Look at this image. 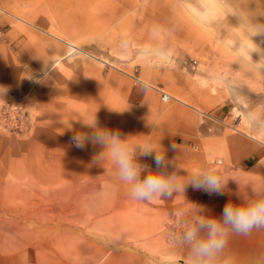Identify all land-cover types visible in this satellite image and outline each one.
<instances>
[{"label":"rangeland","instance_id":"obj_1","mask_svg":"<svg viewBox=\"0 0 264 264\" xmlns=\"http://www.w3.org/2000/svg\"><path fill=\"white\" fill-rule=\"evenodd\" d=\"M233 11L264 25V0H0V264H187L173 244L176 213L222 218L227 203L242 202L240 187L264 181V156L231 166L210 143L202 157L175 140L178 116L190 118L181 108L212 127L205 113L236 102L214 75L246 97L264 91V33L248 38ZM235 40L255 48L251 72ZM161 91L191 103L164 102ZM94 116L131 144L150 135L186 170L218 168L222 193L189 184L172 199L133 200L112 162L98 160L103 147L73 140L91 134L82 119ZM137 160L156 170L151 157ZM216 264H264V237L230 236Z\"/></svg>","mask_w":264,"mask_h":264},{"label":"clouds","instance_id":"obj_2","mask_svg":"<svg viewBox=\"0 0 264 264\" xmlns=\"http://www.w3.org/2000/svg\"><path fill=\"white\" fill-rule=\"evenodd\" d=\"M231 14L240 18V26L248 38L264 33V25H253L246 16L235 11ZM236 41H239V46L234 48ZM131 46L128 37L122 38L120 44L122 50L127 51ZM231 47L244 61L241 64L242 70L251 72V68H245L246 57L250 56V52L255 48L249 49L241 40H235ZM260 68H264V65ZM211 83L229 89L235 100H245L242 116L246 125L253 133L264 134V102L253 104L239 91L240 86L225 75H214ZM82 122L93 131L91 134L77 133L73 137L76 146L83 148L86 142L101 145L103 151L99 154L98 160L107 159L112 162L115 178L128 186L133 200L154 202L159 198L172 199L174 193L184 192L185 186L189 184L209 193H222L227 183L220 170L214 166H203L189 171L178 166L176 161H169L165 149L160 151L152 143L150 135L143 143L131 144L128 139H122L119 132H110L99 127L95 116L91 120L82 119ZM252 139H256V136L253 135ZM172 147L176 148V145ZM138 156L151 157L156 170L153 171L147 164L139 163ZM169 164H175L177 169L186 170L187 175L180 176L176 171L169 173L167 171ZM144 173L146 175H142ZM247 187L251 188V195L245 191ZM238 197L242 202L239 205L227 203L222 218L205 216L201 209L192 214L176 213L178 219L175 228L178 231L173 233V244L187 250V264H216L230 236L247 237L254 231L264 230V181L245 185L243 190L240 187Z\"/></svg>","mask_w":264,"mask_h":264},{"label":"crops","instance_id":"obj_3","mask_svg":"<svg viewBox=\"0 0 264 264\" xmlns=\"http://www.w3.org/2000/svg\"><path fill=\"white\" fill-rule=\"evenodd\" d=\"M116 12L119 11L116 10ZM173 98L191 103L186 96ZM247 98L253 104L264 102V91L261 95H251ZM232 102L227 101L217 109L205 113L206 118L215 122L212 123V127L209 126L207 119L205 124H202L203 119L201 122H197L195 119L197 111L194 108L187 106L184 107L185 109L179 108L187 112L190 118L185 119L183 116H178L175 131L176 145L182 147L186 145L196 146L201 156L206 157L205 142L210 143V146L212 145L209 147L211 151L220 156L222 162L231 166H244L264 156V134L253 133L242 116L246 101L243 99L241 101L236 100L235 103L233 102L234 106H231ZM234 109L235 114L232 116ZM253 135L256 136V139H252ZM259 232L254 231L251 236L256 239L264 237V235H259Z\"/></svg>","mask_w":264,"mask_h":264},{"label":"built area","instance_id":"obj_4","mask_svg":"<svg viewBox=\"0 0 264 264\" xmlns=\"http://www.w3.org/2000/svg\"><path fill=\"white\" fill-rule=\"evenodd\" d=\"M196 64H197V61H196L195 59H193V60H192V65L194 66V65H196ZM160 95H161V99H162V101H164V102H168V101H170L171 99H173V96H171L169 93H167V92H165V91H161ZM3 112H5V110L0 111V114L3 113ZM192 148H193V149H197L196 146H192ZM217 162L220 164V163H221V160H218ZM202 190H203V189H202ZM203 192H204L205 194H211V193H209V192H207V191H205V190H203Z\"/></svg>","mask_w":264,"mask_h":264}]
</instances>
